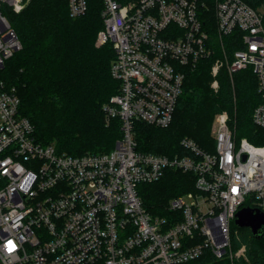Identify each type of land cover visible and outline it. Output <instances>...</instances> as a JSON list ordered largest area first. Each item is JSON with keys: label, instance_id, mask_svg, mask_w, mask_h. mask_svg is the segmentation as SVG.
Listing matches in <instances>:
<instances>
[{"label": "built area", "instance_id": "2783aa9c", "mask_svg": "<svg viewBox=\"0 0 264 264\" xmlns=\"http://www.w3.org/2000/svg\"><path fill=\"white\" fill-rule=\"evenodd\" d=\"M253 0H101L118 92L104 104L122 134L106 152L73 155L39 141L20 112L15 86L1 77L22 42L0 0V261L2 264H213L247 259L232 246V224L245 206L264 212V144L236 139L227 111L217 113L214 150L184 137L189 154L170 157L138 149L136 123L168 127L183 93L185 68L216 52L214 87L225 66L232 76L252 68L264 97V2ZM255 1V0H254ZM72 17L89 0H68ZM237 47L230 54L226 38ZM264 128V102L253 112ZM167 168L192 172L195 190L172 197L167 215L148 211L138 185ZM9 243L12 248L9 250Z\"/></svg>", "mask_w": 264, "mask_h": 264}, {"label": "trees", "instance_id": "16d2710c", "mask_svg": "<svg viewBox=\"0 0 264 264\" xmlns=\"http://www.w3.org/2000/svg\"><path fill=\"white\" fill-rule=\"evenodd\" d=\"M250 2L254 6L259 3ZM101 11V0H89L86 13L78 17L70 15L68 0H29L19 12L6 10L22 48L6 62L1 77L16 87L20 112L33 123L37 139L54 144L60 152L83 155L110 151L122 134L120 120L107 122L103 110L118 92L119 82L111 74L115 57L112 44H96L97 34L104 27ZM232 39L227 37L225 44L230 54L237 47ZM213 40L215 54L185 68L184 89L172 123L168 127L136 123L140 151L170 157L188 155L181 144L184 137L212 151L213 116L222 111L228 112L237 140L247 138L264 144V128L253 120L255 108L264 102L258 78L252 68L231 76L223 66L217 75L219 86L213 89L211 69L215 59L222 56L215 34ZM195 181L192 172L167 168L160 180L140 183L138 192L148 211L167 215L169 200L194 191ZM243 245L247 259L225 258L212 263L264 264V230L257 238L250 228L235 225L233 249Z\"/></svg>", "mask_w": 264, "mask_h": 264}, {"label": "water", "instance_id": "95a60500", "mask_svg": "<svg viewBox=\"0 0 264 264\" xmlns=\"http://www.w3.org/2000/svg\"><path fill=\"white\" fill-rule=\"evenodd\" d=\"M235 223L239 227H248L255 237L263 235L264 212L258 208L245 206L236 213Z\"/></svg>", "mask_w": 264, "mask_h": 264}, {"label": "rangeland", "instance_id": "374dc122", "mask_svg": "<svg viewBox=\"0 0 264 264\" xmlns=\"http://www.w3.org/2000/svg\"><path fill=\"white\" fill-rule=\"evenodd\" d=\"M29 2V0H24V6H26V4ZM24 8V7H23ZM211 73H212V76H213V79H212V81H211V87L213 88V89H215L216 90V88L214 87V85H213V83H214V80H215V75L213 74V71H212V69H211ZM216 117H217V114H215L214 116H213V123H212V135H213V133H214V128H215V122H216ZM214 150V149H213ZM212 150V151H213ZM184 194V193H183ZM236 225V223H235V221L233 222V224H232V231H233V228L235 227V225ZM234 225V226H233ZM236 227H237V225H236ZM0 264H2L1 263V261H0Z\"/></svg>", "mask_w": 264, "mask_h": 264}, {"label": "clouds", "instance_id": "9594fccd", "mask_svg": "<svg viewBox=\"0 0 264 264\" xmlns=\"http://www.w3.org/2000/svg\"><path fill=\"white\" fill-rule=\"evenodd\" d=\"M11 248H12V245H11V243H9V250H11Z\"/></svg>", "mask_w": 264, "mask_h": 264}]
</instances>
